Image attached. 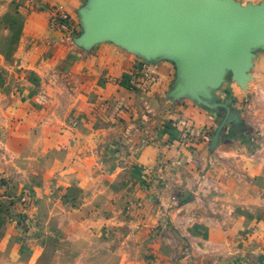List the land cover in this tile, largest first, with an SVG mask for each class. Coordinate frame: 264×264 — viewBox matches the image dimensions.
Returning <instances> with one entry per match:
<instances>
[{"label":"crops","instance_id":"1","mask_svg":"<svg viewBox=\"0 0 264 264\" xmlns=\"http://www.w3.org/2000/svg\"><path fill=\"white\" fill-rule=\"evenodd\" d=\"M180 1L264 21V0ZM60 4L72 36L50 28ZM107 8L0 0V202L32 190L36 206L85 228L86 251L89 232L117 242L103 255L131 258L119 243L133 242L167 260L176 230L201 222L206 240L227 243V263L264 264V25L212 22L222 45L210 64L207 45H139L100 28L93 19ZM6 227L0 213V264L10 258Z\"/></svg>","mask_w":264,"mask_h":264},{"label":"rangeland","instance_id":"2","mask_svg":"<svg viewBox=\"0 0 264 264\" xmlns=\"http://www.w3.org/2000/svg\"><path fill=\"white\" fill-rule=\"evenodd\" d=\"M14 193L5 195L8 200L0 202V213L10 221V227H6V231H3L10 234V242L6 246L10 258L4 264H50L51 244L57 245L58 264H165V262L166 264H182L183 262L185 264H262L259 263L260 259L253 262L252 259L242 261L239 258L237 261L227 263L224 258H220L227 253V243L206 240L205 238L209 237L207 232L210 226L201 222L176 230L179 238L168 242L169 245L162 249L167 260L165 256L159 259L154 258L155 255L147 256L144 251L148 247L142 245V248L138 250L133 242L131 245L130 243H119V247L133 253L131 258L113 257L106 251L103 255L104 247L117 246V242L99 241L92 235V232H89L91 238L88 251H86V243L82 238L85 228L71 224V221L69 222L64 215L65 211L63 215H58L50 210L47 203L36 206L35 194L30 189L25 188L19 193ZM24 196L28 199L24 200ZM221 216L225 217V213ZM221 229L224 232L226 227H221ZM131 230L134 231V228ZM181 234L188 236H183L182 240ZM51 239L56 240L51 242ZM68 247H72L73 250H68L67 255ZM85 254L89 255L83 256Z\"/></svg>","mask_w":264,"mask_h":264},{"label":"water","instance_id":"3","mask_svg":"<svg viewBox=\"0 0 264 264\" xmlns=\"http://www.w3.org/2000/svg\"><path fill=\"white\" fill-rule=\"evenodd\" d=\"M107 5V10L93 19L100 28L139 45L150 41L188 44L197 48L207 45L210 47L207 54L210 64L222 45L221 35L211 30L212 22L246 29L264 25V21L244 23L239 7H232L227 12L209 1L195 7L180 0H107Z\"/></svg>","mask_w":264,"mask_h":264},{"label":"built area","instance_id":"4","mask_svg":"<svg viewBox=\"0 0 264 264\" xmlns=\"http://www.w3.org/2000/svg\"><path fill=\"white\" fill-rule=\"evenodd\" d=\"M50 28L52 30H61V31L66 30L67 34L71 36L75 34L78 30L67 8L65 7V5H61V4L54 6L51 9ZM27 199L28 198L24 196V200H27Z\"/></svg>","mask_w":264,"mask_h":264}]
</instances>
